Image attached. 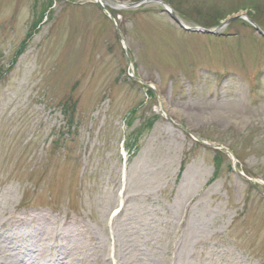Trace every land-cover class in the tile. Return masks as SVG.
Listing matches in <instances>:
<instances>
[{"label":"rangeland","instance_id":"obj_1","mask_svg":"<svg viewBox=\"0 0 264 264\" xmlns=\"http://www.w3.org/2000/svg\"><path fill=\"white\" fill-rule=\"evenodd\" d=\"M47 1L0 0V235L36 215L81 264H264L263 36L105 1L123 45L94 0ZM163 1L190 27L245 12L264 31V0Z\"/></svg>","mask_w":264,"mask_h":264},{"label":"bare ground","instance_id":"obj_2","mask_svg":"<svg viewBox=\"0 0 264 264\" xmlns=\"http://www.w3.org/2000/svg\"><path fill=\"white\" fill-rule=\"evenodd\" d=\"M161 110L165 111L163 103ZM38 219L34 215L30 219H21V221H29L33 224ZM66 223H61V225ZM23 224L10 222L8 227L12 228ZM32 224L30 227L33 231L24 239H9L7 234L4 235L6 232L1 233L0 264H81L82 261L86 262L76 245L72 244L76 237L75 233L66 231L61 238L66 241L64 245H55L57 236L53 229L57 225L48 221H40L35 226ZM50 243L54 244V247H51ZM24 249L28 254L23 251Z\"/></svg>","mask_w":264,"mask_h":264},{"label":"water","instance_id":"obj_3","mask_svg":"<svg viewBox=\"0 0 264 264\" xmlns=\"http://www.w3.org/2000/svg\"><path fill=\"white\" fill-rule=\"evenodd\" d=\"M97 2H99L100 5H102V0H96ZM111 2H113L115 4V6L119 9L124 8V9H132V8H136V7H140V5L145 4V3H156L161 5V7H163V9L170 15V17H172V19L183 29L189 31V32H199V33H207V34H218L220 33L231 21L235 20V19H239V18H243L245 20L248 21V23L254 28V30H256V33H258L259 35L264 37V32L254 23L252 22L246 15L245 13L241 12L239 14L236 15H231L229 17H227L225 20H223L220 24H218V26L216 28H214L213 30H209L206 28H202V27H187L185 25H183V23L180 21V19L175 15V13L173 12V10L171 9V7L163 0H140L137 2H120L117 0H110ZM105 10V8H104ZM107 11V10H106ZM109 17L111 19L112 16L109 14ZM202 142V141H201ZM205 143V142H203ZM209 146L215 147V148H222L229 156H231L230 151L226 148L223 147L221 145H216V144H208ZM233 169L236 173H240L236 167V165H233Z\"/></svg>","mask_w":264,"mask_h":264},{"label":"trees","instance_id":"obj_4","mask_svg":"<svg viewBox=\"0 0 264 264\" xmlns=\"http://www.w3.org/2000/svg\"><path fill=\"white\" fill-rule=\"evenodd\" d=\"M52 0H49V1H47L48 2V6L45 8V10L43 11V12H41L42 14V16L44 15V13H50V10H49V8L52 6V4H53V2H51ZM125 11H123V12H121V13H124ZM249 15H251V14H249ZM219 22H218V20H216L215 22H214V24L213 25H216V24H218ZM36 23L33 25V27H32V32H35V30H36ZM65 107V106H64ZM73 107V106H72ZM72 110V109H71ZM68 107L66 108L65 107V115H67V117L69 118V124H71L72 123V115H73V112L71 111ZM139 134V133H138ZM134 140V142L133 143H131V144H129V146L128 147H130V146H134V145H136V142L138 141V135H135V138L133 139ZM219 152V151H218ZM220 153H221V151H220ZM217 164H218V162L216 161V159L214 160ZM217 168L218 167H216V170H217ZM216 170H215V172H216Z\"/></svg>","mask_w":264,"mask_h":264}]
</instances>
